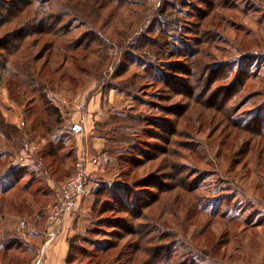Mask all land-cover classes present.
I'll list each match as a JSON object with an SVG mask.
<instances>
[{"label":"rangeland","instance_id":"rangeland-1","mask_svg":"<svg viewBox=\"0 0 264 264\" xmlns=\"http://www.w3.org/2000/svg\"><path fill=\"white\" fill-rule=\"evenodd\" d=\"M95 5L0 0V264H264V0Z\"/></svg>","mask_w":264,"mask_h":264},{"label":"trees","instance_id":"trees-1","mask_svg":"<svg viewBox=\"0 0 264 264\" xmlns=\"http://www.w3.org/2000/svg\"><path fill=\"white\" fill-rule=\"evenodd\" d=\"M52 1V0H51ZM57 0H55V2H56ZM104 1V2H103ZM113 0H94V2L95 3H98V4H100V6L98 7V6H96L95 5V8L93 9L94 11H95V13L96 14H98V15H100V13L98 12V11H103L105 8H106V6H109V4L112 2ZM21 4H18V5H15L14 7H15V9L17 10V11H19L20 9H21V5H23V4H25V2H20ZM52 2H50V1H47V2H45V3H43V4H40L41 5V7H44V9H46V10H44V15H42V17H41V23H43L44 21H51L53 24H57V25H59V23H61V19H64L63 17H67V16H69V14H67L66 15V13H68V12H65L64 14H62V12H58V15H57V17H55V18H53V17H48L49 15V12H50V9L51 8H54L55 7V5L54 4H51ZM47 7H49L48 9H47ZM166 7H170V8H173L172 7V5L170 6V5H167ZM159 14H163V10H160L159 12H158ZM81 17H83V18H85V19H90V17L89 16H85L84 14H81ZM40 23V30H41V28H42V24ZM62 29V28H61ZM43 31V30H42ZM42 31H40L41 32V34L43 33ZM79 48H82V49H85V50H83V52L85 51H88V48H84V47H81L80 45H76L74 48H73V50H76V49H79ZM90 52V51H89ZM11 54V53H10ZM0 66L1 67H4V65H2L1 63H0ZM42 102H43V104H44V107H45V112H46V117L49 119V121L51 122V120H52V117L53 116H57V120L56 121H59V119H60V115H61V113H60V110H59V108H55L52 104H51V101L49 100V99H47V98H42ZM41 126H42V128L49 134L50 133V131H49V124H47V122H46V120H44L43 122H41ZM47 126H48V128H47ZM10 130H13V128H9ZM9 129L7 128V127H5L4 129H3V131H2V134L8 139V141H10L11 140V137L12 136H8V132H10L9 131ZM16 132V130H13V133H15ZM45 137H46V135H45ZM77 241V239H73L71 242H70V250H69V254H68V257H67V264L68 263H70L71 262V260H72V256H71V251H73L74 249H76V248H74V242H76Z\"/></svg>","mask_w":264,"mask_h":264}]
</instances>
